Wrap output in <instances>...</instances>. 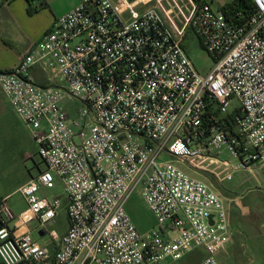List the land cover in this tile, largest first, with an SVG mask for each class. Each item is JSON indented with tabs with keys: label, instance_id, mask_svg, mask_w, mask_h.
I'll return each mask as SVG.
<instances>
[{
	"label": "built area",
	"instance_id": "obj_1",
	"mask_svg": "<svg viewBox=\"0 0 264 264\" xmlns=\"http://www.w3.org/2000/svg\"><path fill=\"white\" fill-rule=\"evenodd\" d=\"M170 1L79 0L0 70L44 162L18 189L24 211L0 198L2 264H156L195 250L205 253L195 264H223L228 208L179 163L211 160L226 179L264 168V0L230 11ZM189 31L213 58L205 75L183 46ZM56 178L67 198L61 235L48 230L60 199L40 194ZM138 187L156 220L146 232L126 210ZM41 230L49 241L34 238Z\"/></svg>",
	"mask_w": 264,
	"mask_h": 264
},
{
	"label": "rangeland",
	"instance_id": "obj_2",
	"mask_svg": "<svg viewBox=\"0 0 264 264\" xmlns=\"http://www.w3.org/2000/svg\"><path fill=\"white\" fill-rule=\"evenodd\" d=\"M231 0H210L213 8H218L220 4ZM185 9L187 7L183 6ZM183 46L194 62L198 72L205 75L212 68L214 61L212 56L204 49L198 37L189 31L184 39ZM37 79H44V74L38 70L34 71ZM235 103H230L231 106ZM68 109L71 104L67 103ZM73 116L74 111L70 109ZM165 158L168 156H164ZM222 157L229 159L230 155L226 150ZM181 168L193 177L199 178L211 184L214 190L224 200L230 212L231 224L237 227L234 231V242L227 250V254L222 255L224 264H264V189H260L250 178L251 171L240 170L234 173L231 179H223V174L219 175L216 167L199 164V167L191 163H179ZM44 168V162L38 153V144L34 139L31 130L20 119L12 108L9 99L3 94L0 88V191L1 185H8L11 182H22L32 175H36L40 169ZM250 178V179H249ZM5 187V186H4ZM41 195L48 198H58L61 207L48 230L54 229L61 233L67 225L66 214V193L59 178H56L52 188H43ZM16 215L20 214L28 207V203L20 192H14L8 198ZM126 210L135 225L141 232L149 231L156 224V220L151 210L148 208L140 187H138L129 197L126 203ZM37 221L30 223L32 228L37 226ZM35 239L40 242H47L50 236H40L38 231L33 232ZM236 251V255L234 252ZM205 253L195 250L187 253L182 259L175 260L164 258L156 264H195L199 262Z\"/></svg>",
	"mask_w": 264,
	"mask_h": 264
},
{
	"label": "crops",
	"instance_id": "obj_3",
	"mask_svg": "<svg viewBox=\"0 0 264 264\" xmlns=\"http://www.w3.org/2000/svg\"><path fill=\"white\" fill-rule=\"evenodd\" d=\"M78 3L79 0H0V70L15 66L30 48L42 39L55 19L73 9ZM180 3L187 6L185 0H180ZM164 4L167 7H172L170 0H164ZM3 94L5 93L3 92ZM204 164L219 169V175L224 169L211 160L204 161ZM34 176H30L22 182L16 181L8 185H1L0 198L18 192L19 187ZM250 178L259 189L261 187L264 189V168L251 171ZM262 225H264V221ZM68 226L69 221L67 227L59 235L66 232ZM235 230L239 232L237 227H234ZM234 252L236 255L235 249ZM221 262L223 263L222 258ZM0 264H2L1 261Z\"/></svg>",
	"mask_w": 264,
	"mask_h": 264
},
{
	"label": "trees",
	"instance_id": "obj_4",
	"mask_svg": "<svg viewBox=\"0 0 264 264\" xmlns=\"http://www.w3.org/2000/svg\"><path fill=\"white\" fill-rule=\"evenodd\" d=\"M247 5L246 0H232L231 2H228L222 6L224 10H231L235 8H243Z\"/></svg>",
	"mask_w": 264,
	"mask_h": 264
},
{
	"label": "water",
	"instance_id": "obj_5",
	"mask_svg": "<svg viewBox=\"0 0 264 264\" xmlns=\"http://www.w3.org/2000/svg\"><path fill=\"white\" fill-rule=\"evenodd\" d=\"M210 222L213 223V220L210 218ZM263 231H264V226H263ZM45 231L44 230H41L39 232L40 235H44Z\"/></svg>",
	"mask_w": 264,
	"mask_h": 264
}]
</instances>
